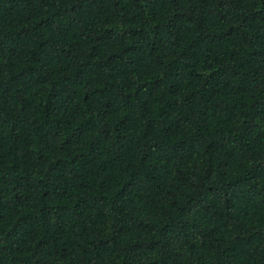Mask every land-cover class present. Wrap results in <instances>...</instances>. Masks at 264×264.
Returning a JSON list of instances; mask_svg holds the SVG:
<instances>
[{
  "label": "trees",
  "instance_id": "1",
  "mask_svg": "<svg viewBox=\"0 0 264 264\" xmlns=\"http://www.w3.org/2000/svg\"><path fill=\"white\" fill-rule=\"evenodd\" d=\"M0 264H264V0H0Z\"/></svg>",
  "mask_w": 264,
  "mask_h": 264
}]
</instances>
